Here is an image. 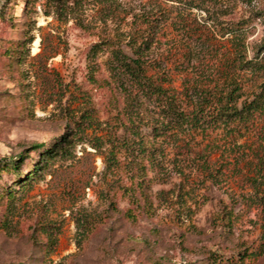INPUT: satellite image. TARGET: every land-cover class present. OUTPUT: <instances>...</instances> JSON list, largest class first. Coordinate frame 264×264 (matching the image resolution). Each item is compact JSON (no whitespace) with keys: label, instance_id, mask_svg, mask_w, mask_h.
Instances as JSON below:
<instances>
[{"label":"rangeland","instance_id":"obj_1","mask_svg":"<svg viewBox=\"0 0 264 264\" xmlns=\"http://www.w3.org/2000/svg\"><path fill=\"white\" fill-rule=\"evenodd\" d=\"M235 28L263 68L235 67L245 99L264 84V0H0V264H264V109L155 140L158 110L110 72L145 31L163 87L211 89Z\"/></svg>","mask_w":264,"mask_h":264},{"label":"trees","instance_id":"obj_2","mask_svg":"<svg viewBox=\"0 0 264 264\" xmlns=\"http://www.w3.org/2000/svg\"><path fill=\"white\" fill-rule=\"evenodd\" d=\"M235 30L229 33L236 38L234 47L237 59L227 71L221 73L223 81L211 89L189 87L185 84L180 90L163 87L166 79L152 74L154 69L148 59V53L154 38L145 31L139 33L136 38L132 37L124 46L112 47L109 50L112 62L110 72L119 91L128 99L137 96L145 99L158 110L160 121L151 128L155 140L159 137L166 139L179 135L195 142L199 132H205L209 128L220 129L222 126L225 130L233 126H243L254 120L257 113L264 109V84L260 93L254 92L252 97L243 99L245 88L234 77L235 67L242 73H257L263 70L260 62L244 58L238 40L241 28ZM103 44L95 45L92 52H102L104 46L108 48L107 44L111 43ZM32 148L37 149L38 146ZM38 170L39 168L32 171L30 180L37 176ZM262 239L264 246V225Z\"/></svg>","mask_w":264,"mask_h":264}]
</instances>
